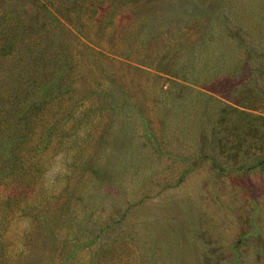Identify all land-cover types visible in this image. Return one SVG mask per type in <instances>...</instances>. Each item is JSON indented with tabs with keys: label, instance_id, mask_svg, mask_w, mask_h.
<instances>
[{
	"label": "rangeland",
	"instance_id": "374dc122",
	"mask_svg": "<svg viewBox=\"0 0 264 264\" xmlns=\"http://www.w3.org/2000/svg\"><path fill=\"white\" fill-rule=\"evenodd\" d=\"M0 264H264V0H0Z\"/></svg>",
	"mask_w": 264,
	"mask_h": 264
}]
</instances>
